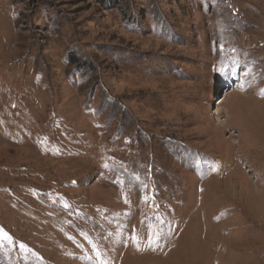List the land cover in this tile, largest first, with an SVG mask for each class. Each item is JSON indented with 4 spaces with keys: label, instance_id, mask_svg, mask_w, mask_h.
I'll return each mask as SVG.
<instances>
[{
    "label": "rangeland",
    "instance_id": "374dc122",
    "mask_svg": "<svg viewBox=\"0 0 264 264\" xmlns=\"http://www.w3.org/2000/svg\"><path fill=\"white\" fill-rule=\"evenodd\" d=\"M0 264H264V0H0Z\"/></svg>",
    "mask_w": 264,
    "mask_h": 264
},
{
    "label": "bare ground",
    "instance_id": "6f19581e",
    "mask_svg": "<svg viewBox=\"0 0 264 264\" xmlns=\"http://www.w3.org/2000/svg\"><path fill=\"white\" fill-rule=\"evenodd\" d=\"M225 94L223 96H221L220 100L218 101L217 105H221L224 101H225ZM213 115H215L217 117V119H219V122H222L223 120H221L218 116V112H215Z\"/></svg>",
    "mask_w": 264,
    "mask_h": 264
},
{
    "label": "trees",
    "instance_id": "16d2710c",
    "mask_svg": "<svg viewBox=\"0 0 264 264\" xmlns=\"http://www.w3.org/2000/svg\"><path fill=\"white\" fill-rule=\"evenodd\" d=\"M73 63H76L77 61L75 60V59H73V61H72Z\"/></svg>",
    "mask_w": 264,
    "mask_h": 264
}]
</instances>
